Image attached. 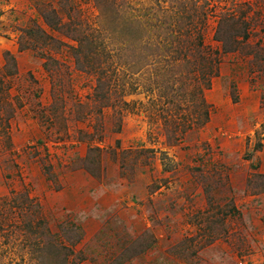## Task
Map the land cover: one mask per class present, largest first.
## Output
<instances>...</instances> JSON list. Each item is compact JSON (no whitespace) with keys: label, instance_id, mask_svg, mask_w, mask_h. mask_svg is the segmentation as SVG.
<instances>
[{"label":"rangeland","instance_id":"obj_1","mask_svg":"<svg viewBox=\"0 0 264 264\" xmlns=\"http://www.w3.org/2000/svg\"><path fill=\"white\" fill-rule=\"evenodd\" d=\"M0 264H264V0H0Z\"/></svg>","mask_w":264,"mask_h":264}]
</instances>
